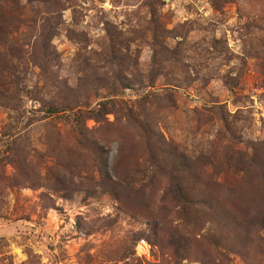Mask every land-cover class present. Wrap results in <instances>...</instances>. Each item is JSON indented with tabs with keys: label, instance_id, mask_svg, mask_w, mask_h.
<instances>
[{
	"label": "rangeland",
	"instance_id": "1",
	"mask_svg": "<svg viewBox=\"0 0 264 264\" xmlns=\"http://www.w3.org/2000/svg\"><path fill=\"white\" fill-rule=\"evenodd\" d=\"M0 264H264V0H0Z\"/></svg>",
	"mask_w": 264,
	"mask_h": 264
},
{
	"label": "trees",
	"instance_id": "2",
	"mask_svg": "<svg viewBox=\"0 0 264 264\" xmlns=\"http://www.w3.org/2000/svg\"><path fill=\"white\" fill-rule=\"evenodd\" d=\"M62 108H51V112L55 113V112H59L61 111Z\"/></svg>",
	"mask_w": 264,
	"mask_h": 264
}]
</instances>
